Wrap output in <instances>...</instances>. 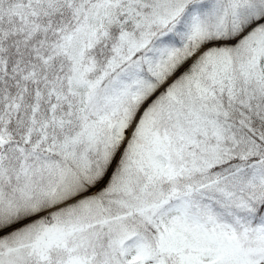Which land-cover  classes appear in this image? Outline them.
Segmentation results:
<instances>
[{
	"label": "snow or ice",
	"instance_id": "1",
	"mask_svg": "<svg viewBox=\"0 0 264 264\" xmlns=\"http://www.w3.org/2000/svg\"><path fill=\"white\" fill-rule=\"evenodd\" d=\"M0 264H264V0H0Z\"/></svg>",
	"mask_w": 264,
	"mask_h": 264
}]
</instances>
